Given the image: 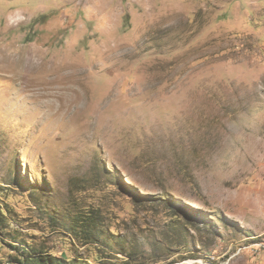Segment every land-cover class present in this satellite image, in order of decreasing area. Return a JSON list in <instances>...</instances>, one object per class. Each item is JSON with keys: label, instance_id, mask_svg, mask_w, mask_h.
<instances>
[{"label": "rangeland", "instance_id": "374dc122", "mask_svg": "<svg viewBox=\"0 0 264 264\" xmlns=\"http://www.w3.org/2000/svg\"><path fill=\"white\" fill-rule=\"evenodd\" d=\"M261 244L264 0H0V264Z\"/></svg>", "mask_w": 264, "mask_h": 264}, {"label": "bare ground", "instance_id": "6f19581e", "mask_svg": "<svg viewBox=\"0 0 264 264\" xmlns=\"http://www.w3.org/2000/svg\"><path fill=\"white\" fill-rule=\"evenodd\" d=\"M54 83H56V82H54ZM72 83V82H71ZM68 84V83H67ZM61 87V86H60ZM68 87V86H67ZM76 87H77V85H76ZM58 88H59V86H58ZM64 88V87H63ZM63 90V89H62ZM65 90V89H64ZM70 91V93H69V95L71 94V92L74 94V92H75V94L72 96V98H65V100H64V105L66 106V107H68L70 110L71 109H74L77 105H78V93H77V91H75L76 89H75V87H74V85L73 86H70V87H68V88H66V91ZM58 93H60V91L58 92ZM56 97V96H55ZM81 103V102H80ZM68 108H66V110L68 109ZM68 112V111H67ZM261 246H263L264 247V245H262L261 244Z\"/></svg>", "mask_w": 264, "mask_h": 264}, {"label": "trees", "instance_id": "16d2710c", "mask_svg": "<svg viewBox=\"0 0 264 264\" xmlns=\"http://www.w3.org/2000/svg\"><path fill=\"white\" fill-rule=\"evenodd\" d=\"M76 222V221H75ZM89 224H92V222L90 221V220H84V221H77V223H73V225H74V229H76V227L78 228V230L79 231H81L82 230V227L83 226H85V225H87V226H89ZM89 234L90 235H92V236H96V233L95 232H89ZM32 257H33V255H37V256H34V257H36V259H37V261L39 260V261H42V262H44L45 264H48V261L46 260V257H40V256H42V255H40V254H33L32 255V253L30 254ZM35 259V260H36ZM52 259V261L55 259V258H51ZM63 260V259H62ZM57 262H59V261H57Z\"/></svg>", "mask_w": 264, "mask_h": 264}]
</instances>
